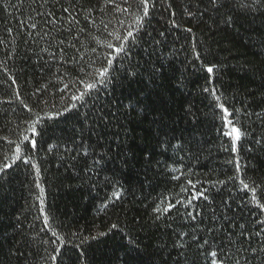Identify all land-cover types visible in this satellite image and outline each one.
<instances>
[{
    "label": "trees",
    "instance_id": "trees-1",
    "mask_svg": "<svg viewBox=\"0 0 264 264\" xmlns=\"http://www.w3.org/2000/svg\"><path fill=\"white\" fill-rule=\"evenodd\" d=\"M104 4L0 0V162L22 144V154L32 155L40 168L43 207L53 218L46 228L35 169L18 160L0 174V264H9L10 251V264H51L45 241L53 230L73 244L96 237L67 253L86 250L84 264H211L215 245L200 248L204 240L238 234L240 224L254 233L255 221L264 220V0H234L231 25L209 0H156L131 48V64L117 57L111 70L117 86H106L112 96L105 103H140L135 112L121 111L101 138L81 131L89 109L71 99L73 82L83 78L81 68L91 70V61L109 51L104 43H116L108 33L124 34L138 14L135 6L123 12V0ZM202 64L217 65L211 87L247 133L235 153L225 150L230 141L219 131L218 102L202 91L209 86ZM152 65H163L155 80L144 71ZM134 70L135 80L125 77ZM100 95L106 96L103 87ZM34 113L45 118L35 137L29 130ZM25 135L36 140L31 153L22 143ZM241 180L260 185L255 201ZM252 241L259 245L254 235ZM67 255L58 259L70 264Z\"/></svg>",
    "mask_w": 264,
    "mask_h": 264
},
{
    "label": "snow or ice",
    "instance_id": "snow-or-ice-1",
    "mask_svg": "<svg viewBox=\"0 0 264 264\" xmlns=\"http://www.w3.org/2000/svg\"><path fill=\"white\" fill-rule=\"evenodd\" d=\"M59 2V0H57ZM128 7L122 9L123 12L128 13L130 9L135 6L136 12L138 14L133 16L132 22L126 28L124 34H115L109 32L108 35L112 37L116 43L108 41L104 43L102 46L108 49L109 51L100 54L96 60L91 61L90 69L86 70L81 68V72L83 73V78L78 79L73 82V86L76 87V93L71 96L73 101H77L79 107L88 108L89 110L83 113V126L81 131L84 128H87L88 131L96 133L99 132L101 134V138H103L104 130L111 131L110 125L112 120L117 117L118 114L123 111L125 114L128 112H135L136 104L140 103L139 100L135 102H130L128 104L117 105L114 99H108L107 103H105V99L107 97L112 96V91L108 89L106 86L111 84L113 88L117 86L118 80L117 77L112 75V67L113 62L117 57H121L123 60H127L129 64H131V48L135 47L136 42L138 40V34L142 31L144 27V20L149 16L150 7L155 8L156 0H123ZM211 6L218 13L224 12V22L226 24H234L235 19L234 16L230 13V9H232V4L234 0H209ZM114 0H105V7H108L110 4H113ZM252 3L255 4L256 0H252ZM261 6H264L262 4ZM244 7V5H241ZM116 9H119V5H116ZM63 11L65 13H69V8H64ZM190 16L193 13H188ZM91 14L89 13V16ZM174 16L175 14L172 13ZM89 17H85V20H88ZM49 23L55 24V20L47 21ZM70 23L77 24L78 21L73 18ZM95 23V21H92ZM122 27L124 25L123 21H120ZM173 27H176L175 21H172ZM32 28H36V24L31 25ZM107 24L104 25V29L107 30ZM79 31L83 32L84 29H79ZM187 32H191V28L185 29ZM148 37L154 41L156 45H160L162 41L155 37H152L151 33H145ZM165 35L164 32L159 33V36L163 37ZM131 41V43H130ZM149 41H145L148 43ZM93 52L96 49H92ZM197 59H199V54H197ZM135 68H139V65H135ZM202 70L208 74L206 77L208 81V85L202 89L203 92L209 93L218 103L217 107L220 109L219 119L221 122V126L219 131L221 132L223 137H226L228 141H230V145L225 147L226 151H231L233 153L237 152V143L242 139L243 136H246V132H242L240 127H237L238 121L234 120L233 112L229 110L223 103H219L220 97L216 95V88L211 87L212 85V75L217 70V65H201ZM145 72L148 73L150 80H155L163 75V65L156 66L152 65L150 67H146L144 69ZM139 76L138 71H130L125 73V77L130 80H135ZM68 85H65L67 88ZM101 87H103V91L106 93L105 97L100 95ZM35 95V93H34ZM27 107V105H25ZM77 107V104H73L70 107H66L65 111H70L71 108ZM115 108V111L112 109ZM31 111V109H29ZM190 111V109H189ZM259 115V114H258ZM35 119L32 121V124L29 126V130L32 132L33 137L40 135L41 133L37 130V125L41 124V121L45 119L41 117L39 113H34ZM23 142H28L30 147L27 149L29 153L33 152L36 147V140L30 139L27 135L23 137ZM24 149L22 144H17L15 146V154L12 157L5 155L3 157V161L0 162V174H5L6 170L10 169L18 160H21L25 165H30L32 169H35V175L33 176V183L35 188L39 190V195L37 196V201L40 205V212L43 215V219L45 221V227L50 226V220L53 219L50 217L43 207V193L45 191L44 187L40 183V168L37 164L32 163L33 156L32 155H23ZM84 155L87 156L88 153L85 151ZM11 160V163H9ZM232 161H229L231 163ZM236 172L239 173L241 171V165L239 160L237 159L235 162ZM232 179V177H230ZM241 184L244 189H247L251 192V199H257V188L260 187L259 184L253 182L250 186L249 183H245L241 180ZM113 195L116 199H119V193L114 192ZM107 207V205H105ZM173 205H169L168 208L163 209V211H168ZM260 209L264 210V204L259 205ZM154 212H161V208L157 206L153 209ZM255 223L258 225V229L253 233L249 229L245 227L244 224H240V232L238 234L228 232L222 237L213 236L211 242L209 240H204L203 243L199 246L200 248H204V246H208V248H215L208 253L211 257V264H241L240 254L243 252L246 255L244 256V264H264V220L257 219ZM117 225L113 224L112 228L115 229ZM43 231V229H42ZM73 237H77V233L71 234ZM239 236L240 239H234V236ZM253 235L259 240L258 246H253ZM80 240L79 244H73L70 240H65L63 237L57 235L56 231L53 230L51 233V237L48 241H45L52 247V252L48 253L47 260L51 262V264H63L62 258L67 255L69 251H74L76 249H80L81 245L84 244L89 239H96V237H88L82 236L78 237ZM227 241V243H225ZM247 245V247H245ZM63 250V251H62ZM134 250V249H133ZM85 251H79L75 257L72 255H67V259L70 261V264H84ZM3 251L0 249V256H3ZM12 253L11 251L8 253L7 259L10 264Z\"/></svg>",
    "mask_w": 264,
    "mask_h": 264
}]
</instances>
